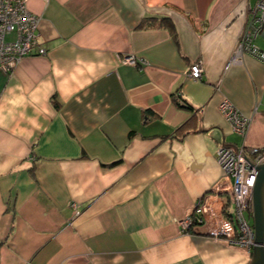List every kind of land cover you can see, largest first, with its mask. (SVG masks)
<instances>
[{
  "label": "crops",
  "instance_id": "1",
  "mask_svg": "<svg viewBox=\"0 0 264 264\" xmlns=\"http://www.w3.org/2000/svg\"><path fill=\"white\" fill-rule=\"evenodd\" d=\"M255 2L27 1L47 54L0 69V264H249L253 247L179 221L200 200L230 216L216 153L264 147V61L226 67Z\"/></svg>",
  "mask_w": 264,
  "mask_h": 264
},
{
  "label": "built area",
  "instance_id": "2",
  "mask_svg": "<svg viewBox=\"0 0 264 264\" xmlns=\"http://www.w3.org/2000/svg\"><path fill=\"white\" fill-rule=\"evenodd\" d=\"M28 0H0V69L11 72L17 63L26 56H45L47 51L39 44L37 28L39 18L27 10ZM246 27L241 31L230 61L238 62L243 53H249L264 61V49L255 43L258 36L264 37V0H256L250 11ZM15 38L7 40L8 34ZM122 63L139 66L144 61L130 55L121 58ZM203 68L199 62L190 66L189 77L201 78ZM219 111L229 122L232 132L243 137L249 127L250 120L242 115L228 100L219 104ZM216 160L222 169L219 181L226 190L228 204L233 207L230 216H216L208 220V204L200 200L191 213L179 221L181 230L188 233L197 225L207 224V233L213 237H224L229 245L247 248L254 247V233L246 220L245 212L252 207V189L257 175V164L264 163V147H248L238 149L221 146L216 153ZM221 189V190H222ZM264 246V243H262Z\"/></svg>",
  "mask_w": 264,
  "mask_h": 264
},
{
  "label": "water",
  "instance_id": "3",
  "mask_svg": "<svg viewBox=\"0 0 264 264\" xmlns=\"http://www.w3.org/2000/svg\"><path fill=\"white\" fill-rule=\"evenodd\" d=\"M255 168L257 175L252 189L254 247L249 264H264V163Z\"/></svg>",
  "mask_w": 264,
  "mask_h": 264
},
{
  "label": "trees",
  "instance_id": "4",
  "mask_svg": "<svg viewBox=\"0 0 264 264\" xmlns=\"http://www.w3.org/2000/svg\"><path fill=\"white\" fill-rule=\"evenodd\" d=\"M168 18H160V19H155L154 21L155 22H151V24L153 23H163V22H168L167 21ZM168 24V23H167ZM172 29V27H170ZM178 104H181L183 107H186V108H190V106L187 105V103L185 101H182L181 99L179 100Z\"/></svg>",
  "mask_w": 264,
  "mask_h": 264
},
{
  "label": "rangeland",
  "instance_id": "5",
  "mask_svg": "<svg viewBox=\"0 0 264 264\" xmlns=\"http://www.w3.org/2000/svg\"><path fill=\"white\" fill-rule=\"evenodd\" d=\"M247 25V24H246ZM246 27V26H245ZM13 39V35H8L7 36V40H12ZM130 56V55H129ZM127 57V56H126ZM122 62V61H121ZM225 118V117H224ZM226 119V118H225ZM227 121V120H226ZM228 122V121H227ZM229 123V122H228Z\"/></svg>",
  "mask_w": 264,
  "mask_h": 264
}]
</instances>
